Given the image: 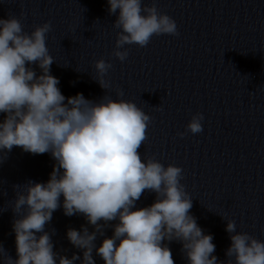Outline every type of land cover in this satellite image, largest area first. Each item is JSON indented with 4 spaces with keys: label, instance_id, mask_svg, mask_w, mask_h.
I'll list each match as a JSON object with an SVG mask.
<instances>
[{
    "label": "clouds",
    "instance_id": "1",
    "mask_svg": "<svg viewBox=\"0 0 264 264\" xmlns=\"http://www.w3.org/2000/svg\"><path fill=\"white\" fill-rule=\"evenodd\" d=\"M108 12L118 16L112 55L124 62L126 45L147 47L153 36L179 35L175 20L162 13L153 0H107ZM51 22L23 30L16 16L0 18V163L13 147L31 154L49 153L56 162L46 183L28 181L14 187L13 221L17 258L0 245L3 264H74L81 260L54 251L46 225L62 207L64 215H82L93 231L69 228L67 239L82 250L81 264H95V250L104 264H175L165 241L182 244L188 264H264V241L237 232L227 220L231 244L227 261L213 255V236L205 234L190 214L192 198L181 183L183 169L158 160L141 158L140 147L147 140L151 117L133 101L103 96L99 102L82 93L65 97L60 81L51 74L55 62L46 44ZM30 65H37V75ZM102 89L110 83L105 76L112 64L99 59L94 65ZM117 97H123L117 89ZM162 110V109H161ZM202 113L192 115L186 131H203ZM183 137L185 133H178ZM156 194L147 207L133 210L145 191ZM113 235L99 247L97 235L104 236L109 222ZM103 222V223H101ZM54 231V230H53Z\"/></svg>",
    "mask_w": 264,
    "mask_h": 264
}]
</instances>
